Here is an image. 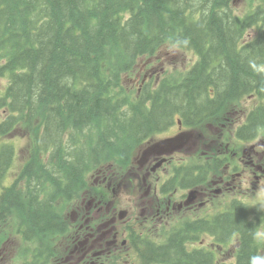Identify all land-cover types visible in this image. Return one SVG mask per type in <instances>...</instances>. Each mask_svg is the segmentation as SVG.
I'll return each mask as SVG.
<instances>
[{"label": "trees", "instance_id": "trees-1", "mask_svg": "<svg viewBox=\"0 0 264 264\" xmlns=\"http://www.w3.org/2000/svg\"><path fill=\"white\" fill-rule=\"evenodd\" d=\"M241 3L246 12H238ZM166 44L197 60L135 98L128 94L124 78L141 57ZM3 79L0 139L21 123L32 133L33 124L38 127L19 178L26 183L5 191L4 214L16 211L26 239L46 249L68 228L58 204L85 190L90 172L128 166L153 135L178 122L201 130L230 103L257 97L262 104L236 137H258L264 130V0H0ZM16 155L13 144L0 145V186ZM206 175L197 177L191 165L178 168L175 178L186 188L202 184ZM257 213L233 200L223 213L174 230L162 245L145 242L139 264H249L258 255L251 239L260 226L251 220ZM203 235L220 245L236 238V260L220 262L212 251L192 249ZM41 258L35 256L34 264Z\"/></svg>", "mask_w": 264, "mask_h": 264}, {"label": "flooded vegetation", "instance_id": "flooded-vegetation-1", "mask_svg": "<svg viewBox=\"0 0 264 264\" xmlns=\"http://www.w3.org/2000/svg\"><path fill=\"white\" fill-rule=\"evenodd\" d=\"M247 116H243L240 124L232 132L236 142H223L222 139L211 141L204 138L202 134V139L196 146L189 142L173 155L162 156L161 153H156L149 159L143 160L141 156L136 161L137 166L134 172L130 175L131 182L140 184L145 189V199L139 206L128 202L126 208L120 212L107 211L100 215L105 209L109 210L114 205V201L108 199V190H112L113 186L119 190L122 182L119 178L112 180L99 171L94 181L97 192L95 194L86 192L83 205L87 201L88 204L85 209L81 206L71 212L73 218L70 222L68 221L69 231L62 237L66 243L62 264H113V260L110 259L112 255L124 249L132 250L133 247H139L136 239L142 238V234L137 229L140 225L145 226L146 223H150L149 227L155 231L170 232L171 223L168 224L167 220L172 212H198L208 207L212 200L225 197L238 184L240 186L249 184L252 179H255V185L263 182L264 138L261 137L262 134L260 133L252 141H244L236 137L237 129L245 122ZM176 126L177 131L170 133L161 141L173 139L185 130L183 126ZM171 130L172 128L157 136ZM215 132H218V129ZM192 153L196 156L199 153L211 154L206 162L194 165L197 169V177L204 178L206 170L207 175L202 184L184 188L179 186L180 180L176 179L175 175L178 168L188 166L183 156ZM7 188H0V200L6 198L3 193ZM233 200H237V197L231 198L230 202ZM3 201H0V264H34V258L39 254L42 255L40 264H53L56 257L55 251L51 250L46 260V254H43L41 250L36 251L37 248L28 247L25 248L26 253L29 252L31 258L27 257L23 262L16 261L21 251V242L28 241L22 229H19L18 234L14 236L10 220L7 214H4L8 205ZM146 214L148 215L145 216ZM204 218L205 216H195L192 220L198 221ZM258 223L260 224L259 220ZM8 229L11 234L8 233ZM18 236L22 238L21 242ZM115 263L135 264L125 259Z\"/></svg>", "mask_w": 264, "mask_h": 264}, {"label": "rangeland", "instance_id": "rangeland-1", "mask_svg": "<svg viewBox=\"0 0 264 264\" xmlns=\"http://www.w3.org/2000/svg\"><path fill=\"white\" fill-rule=\"evenodd\" d=\"M237 10L240 13L246 12L248 10V6L246 3H241L237 7ZM255 34L256 31L252 30L250 36L254 37ZM196 60L197 58L192 52L180 50L177 47H174L170 44H166L154 55H146L139 59L137 66L133 70L134 72L124 78V89L128 94L132 95L135 98V96L139 94L140 90L143 87L154 83V81H156V79L161 78L164 73H174L188 70L195 63ZM6 86L7 81L4 79L0 80V93H3L5 91ZM260 104H262V102L257 97L244 98L239 102L230 103L224 109L221 115L208 120L203 125V129H201L200 132L203 134L204 138H208V140L211 141L222 139L223 142H236V139L232 135V132H234L235 127L240 124L243 116H246L249 111L259 106ZM4 114L5 110L0 109V122L5 118ZM37 129V123L33 124V133L29 131V129L25 126L24 123H21L11 135L0 139V144H13L17 153L15 162L12 165L10 171L8 172L6 178L4 179V182L2 184L3 187L14 186L17 182H20V175L24 170V167L29 163L31 159V154L33 151L31 147L33 146V141L35 140ZM216 129H218V132H215ZM175 131H177V126L172 128V130L166 134L157 137H152L148 141L149 143L147 142L135 150L131 158V162L128 166L119 170L115 175H109L110 177L120 178V181L122 182L121 188L117 190V193H114V189L116 188L115 186H113L112 190H108V199L113 200L114 205L109 210L105 209L100 215L107 213V211H110L112 213L114 211L120 212L121 210L126 208L128 202H133L137 206L141 204V202L145 199V189H143L140 184L131 182L130 179V175L134 172V169L137 166L136 160L140 159V155L144 152V150H146V147L160 142L164 137L168 136L170 133H174ZM261 134V137L264 138V130L261 131ZM31 135L32 141L30 142L29 138L31 137ZM223 149L224 148H222V150ZM210 155L211 154L203 155L199 153L198 156L194 159V161L205 162L208 156ZM183 158L185 160V163L188 162V155L183 156ZM100 169H104L106 173L107 171L112 172L110 166H103ZM96 172L88 174L87 180H89V187L91 189H95L94 179H97ZM25 183L26 180H21L22 185H24ZM254 183L255 179H252V181L246 185L242 184L240 186V184H238L236 188H233L225 197L216 198L212 200L208 207H204L198 212H172L168 217V224H177L178 222H181L183 219L190 215H193L194 217L201 215H212L216 212L221 211L230 202L231 198L237 197V199L251 206L254 211H258V214L253 215V220L256 221L257 216H260V226L264 225V211L260 210V207L264 206V192H262V189H264V181L256 185ZM85 194L86 191L83 190L80 194H77L71 201H62L58 205V210L62 213V216L64 218L67 217V219L71 220V218H73V216L71 217L72 211H75L78 207L81 206H83V209H85L88 204L87 201L83 205ZM147 215L148 214H146L145 216ZM19 226L20 217L16 211H13L10 218V227L12 230H16L19 228ZM149 226L150 223H146L145 226L140 225L138 228L141 233H143L145 236L150 237L151 240L158 243H164V231H155ZM7 231L9 234H11V231L9 229ZM49 242L52 245V247H48L50 253L52 248L56 249L57 247L56 257L55 260H53V264H62L63 258L65 256V241L59 238H54L51 239ZM43 243L45 244L44 241ZM24 245H26L28 248H37L36 251L41 250L40 243L34 244L32 242H25ZM258 245H260L258 247V255L264 256V244ZM195 247H202L206 250L214 252L217 257V260L220 262L223 260L228 262L234 261L236 250L234 241L226 245H220L215 241L213 237L209 235H203L200 238V243L196 244ZM130 255L132 260H137V255L135 252H132ZM28 258H31L29 252Z\"/></svg>", "mask_w": 264, "mask_h": 264}, {"label": "water", "instance_id": "water-1", "mask_svg": "<svg viewBox=\"0 0 264 264\" xmlns=\"http://www.w3.org/2000/svg\"><path fill=\"white\" fill-rule=\"evenodd\" d=\"M197 136L194 133H183L180 137L168 141L159 145L158 147L152 149L150 152L146 153V158L151 154L155 153L156 151H164L167 154H172L176 151L181 150L187 142L194 141Z\"/></svg>", "mask_w": 264, "mask_h": 264}, {"label": "clouds", "instance_id": "clouds-1", "mask_svg": "<svg viewBox=\"0 0 264 264\" xmlns=\"http://www.w3.org/2000/svg\"><path fill=\"white\" fill-rule=\"evenodd\" d=\"M262 192H264V189H262ZM260 210L264 211V206H261ZM251 239L257 244H264V225L258 226L251 231ZM249 264H264V256H251Z\"/></svg>", "mask_w": 264, "mask_h": 264}, {"label": "bare ground", "instance_id": "bare-ground-1", "mask_svg": "<svg viewBox=\"0 0 264 264\" xmlns=\"http://www.w3.org/2000/svg\"><path fill=\"white\" fill-rule=\"evenodd\" d=\"M24 196V195H23ZM24 199V198H23Z\"/></svg>", "mask_w": 264, "mask_h": 264}]
</instances>
